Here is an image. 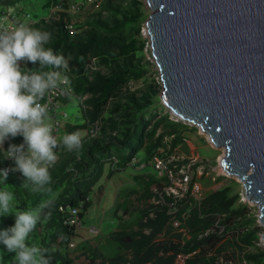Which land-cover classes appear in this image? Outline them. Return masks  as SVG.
Instances as JSON below:
<instances>
[{"label":"rangeland","instance_id":"obj_1","mask_svg":"<svg viewBox=\"0 0 264 264\" xmlns=\"http://www.w3.org/2000/svg\"><path fill=\"white\" fill-rule=\"evenodd\" d=\"M14 1L15 4L10 7L21 9L35 19H43L46 22L58 19L59 12L51 14V7L44 6L47 0ZM84 1L60 0V5H56L58 7L65 6V3L66 6L74 3L81 5L78 11L68 14V23H72L76 28V32L71 36H83L88 33L92 29L90 22L101 26V29H96L98 34L104 33L103 29L126 23L121 37L126 42L134 40L138 49L128 56L119 57L115 63L140 70L143 75L137 81H130L122 88L118 97L111 98L104 108L103 118H111L123 125L120 126L119 131H111L107 123L102 134L100 128L106 122L99 120L97 121L98 131L94 135L87 133V128L78 130L83 137V145L106 142L119 145L122 142V135L133 124L134 116H140L141 111L146 112L143 116L145 124L141 127L145 146L161 136L163 146L157 148V154L152 159L167 153L171 142L177 134H180L181 143L164 158L178 159L177 164L184 165L189 168L190 172H193L196 177L195 181L202 191V199L196 206L200 208L199 210L208 207L217 208V211L213 213V220L216 222L219 219V230L224 232L223 239L206 250L193 254L189 259L198 258L213 264L216 262L218 264L225 262L240 264V260L244 259L246 264H264V242L261 239L264 227L259 224V210L257 205L246 199L242 183L236 178L226 176L223 172L220 162L224 149L214 147L207 134L202 133L196 126L188 125L172 116L160 101L163 88L149 49L145 22L150 11L145 1L106 0L99 5H86ZM113 12L117 13L113 15ZM23 62V60L20 61V63ZM96 62L94 58L90 59L89 72L109 73L108 68L98 66ZM128 96L136 100V106L141 111L139 113L132 111L133 117L131 118H121V110L113 111V109L118 102H128L129 100L126 99ZM87 97L79 100L75 96H70L66 102L61 103L59 111L65 112L67 118L63 119L61 114L56 115L57 120L63 123L62 129L58 132L59 137L67 134L66 126L86 123L84 119L86 106L83 105V101ZM48 122L51 123L50 118ZM154 129L155 133L149 137ZM152 159L147 160V154L143 148L131 159L125 172L111 171L115 164L113 159L103 166L102 175L90 192L91 206L85 212L82 225L77 228L75 237L69 241L74 248L67 246V254L74 259V264H89L91 251L101 256L95 260L94 264L124 253L109 238V235L117 231H135L138 228L141 211L146 208L147 204L139 200L143 191V183L136 179V176H152L162 184V187L165 184L155 172ZM143 165L144 169L139 170L138 168ZM153 204H156V201ZM192 207L194 203L191 202L188 208ZM90 229H95L96 232L90 233ZM185 237H182L179 243L186 244L194 238L187 237V235ZM170 238V235H160L156 240L165 243Z\"/></svg>","mask_w":264,"mask_h":264},{"label":"trees","instance_id":"obj_2","mask_svg":"<svg viewBox=\"0 0 264 264\" xmlns=\"http://www.w3.org/2000/svg\"><path fill=\"white\" fill-rule=\"evenodd\" d=\"M106 1V0H105ZM111 1V0H108ZM15 4L14 0H0V12L4 7H10ZM60 5V0H47L45 7ZM63 8H67L66 3ZM117 12H113L115 15ZM69 16L63 12L58 13V19L46 22L40 19L34 27L51 34V40L46 47H51L56 54H63L69 63V71L65 73L71 84L73 94L78 99L88 96L83 105L84 119L88 123L106 122L101 126L100 131L103 134L104 128L109 123L111 131H119L120 123L111 118H103V111L111 98L118 97V94L130 81L139 80L143 72L122 64L115 63L119 57L128 56L138 48L134 40L124 41L121 33L126 23H119L109 29H103L104 33L98 34L97 30L101 26L95 22H90L92 29L83 36L73 37L66 30ZM97 24V25H96ZM97 29V30H96ZM76 30V28H75ZM94 58L98 66L109 69L108 74H102L100 71L89 72L88 65L90 59ZM27 69H39V62L33 64L27 61L24 66ZM49 70V69H46ZM128 102H118L113 111L121 110V118L133 117V112H140L136 106V100L131 96L126 97ZM62 102H66L63 99ZM82 106V103H81ZM146 112H140L131 126L122 135V142L119 145L111 142L106 143H88L82 146L79 151L69 152L61 145L58 149L57 161L54 167L49 170L52 181L48 188L50 192L33 193L31 186L25 187L26 178L21 172L10 171L6 183L0 177V189H8L15 194V203L19 209H36L42 202L52 200L50 209L44 212H51V217L46 222L38 223L35 231L30 235L28 243L35 244L42 249H47L46 255L51 258V264H74V259L67 254V246L73 237V229L64 224L65 214L59 211L61 206L77 207L83 203L82 217L91 206L90 192L96 185L102 175L103 166L111 161L114 156L118 163L113 165L112 172L124 171L131 159L137 152L145 148L147 160H150L157 154L156 150L160 146L161 136L156 141H151L145 146L141 127L145 124L143 116ZM171 114V113H170ZM102 120V121H101ZM159 124V123H158ZM157 124V125H158ZM155 126V129L157 127ZM67 134L87 128V123L82 125L66 126ZM155 129L149 135L155 133ZM181 143L180 134L171 142L167 153L160 154V157L169 155L171 151ZM15 167L14 162L8 163L0 151V169L7 165ZM115 168V169H114ZM136 179L142 181L143 191L139 200L147 204L141 211V219L138 228L135 231H117L109 235V238L117 244L123 254H117L108 260H103L99 264H174V259L178 254H190L197 249L202 252L215 245L222 236L212 233L200 240L194 237L192 241L182 245L179 243L181 235L171 228L169 221L172 214L168 213V202L171 199L165 198L164 203H157L160 199L153 188L162 189V184L152 176L138 175ZM166 181V180H164ZM156 201V204H153ZM190 199L178 201L176 203L177 216L189 207ZM217 211L215 207H208L200 210L190 211L186 220V227L193 234L204 233L211 229L214 224L213 213ZM15 214L0 216V230L10 228L15 225ZM223 224V223H221ZM160 235H170V240L165 243H158L155 240ZM89 264H94L98 256L95 251L90 252ZM15 253L7 252L6 246L0 243V264H11ZM189 259L187 264H213L202 261L201 259Z\"/></svg>","mask_w":264,"mask_h":264},{"label":"water","instance_id":"obj_3","mask_svg":"<svg viewBox=\"0 0 264 264\" xmlns=\"http://www.w3.org/2000/svg\"><path fill=\"white\" fill-rule=\"evenodd\" d=\"M144 1L161 103L224 147L264 227V0Z\"/></svg>","mask_w":264,"mask_h":264},{"label":"clouds","instance_id":"obj_4","mask_svg":"<svg viewBox=\"0 0 264 264\" xmlns=\"http://www.w3.org/2000/svg\"><path fill=\"white\" fill-rule=\"evenodd\" d=\"M50 39L49 32L23 23L0 30V149L9 138H24L23 144L3 149V158L14 162L15 167L8 164V169H0V177L6 183L10 171L21 172L26 178L23 185H30L33 193L51 191L47 187L52 181L49 170L57 161L61 145L68 151H79L83 146L79 131L62 137L54 134L55 128L48 122L49 105L41 103L51 91L68 83L65 73L70 70L63 54L46 47ZM27 61L39 62V69L24 68ZM52 203L50 199L36 209L22 210L15 203L13 191L0 189V216L14 213L16 217L14 226L0 230V243L7 252L15 253L11 264H51L48 250L28 241L38 223L50 219L51 212L44 210ZM72 229L75 237L77 228Z\"/></svg>","mask_w":264,"mask_h":264},{"label":"built area","instance_id":"obj_5","mask_svg":"<svg viewBox=\"0 0 264 264\" xmlns=\"http://www.w3.org/2000/svg\"><path fill=\"white\" fill-rule=\"evenodd\" d=\"M103 1L105 0H85L84 4L86 3V5H94V4L99 5ZM80 7L81 5L77 3H74L68 6L67 8L53 6L54 10H52L53 11L52 13L63 12L68 15L70 13L78 11ZM39 21L40 19H35L30 14L23 12L21 9H14L13 7H4L3 10H1L0 12V30L15 28L20 23H23L31 27H35L39 23ZM65 28L68 31L69 35H73L76 32L75 27L73 26L72 23H68V25H66ZM70 96H74V94H73V90H72L71 84L68 79V83L66 85H62L61 89H56V90L51 91L44 98V100L41 101V103H47L49 105L48 116L51 120V124L55 128L54 134L57 136H58L59 130H61L63 127L62 126L63 123L57 120L56 115L61 114L63 119L67 118L66 113L60 112L59 110L61 107V103H64L62 102V100L67 99ZM83 99L84 98H82V100ZM86 123H87V133H89L90 135H94L96 131H98V122L88 123L87 121ZM23 143H24L23 136H16L14 138H9L5 140L3 149L7 150L11 144L20 145ZM3 149H0L2 154H3ZM158 157L159 158L152 159L154 160V169H155V172L159 174V177L162 179V181L163 180H166V181H164L165 184H163L164 186L162 187L161 190L155 189L154 192L158 194V197L160 199L157 203H164L165 198L171 199L170 202H168L167 212L172 214L169 224L171 228L173 229V231L181 235V240H182V237L186 238L185 235H187V237L189 236L197 237L198 240L212 233H216L220 236H223L224 232L222 233L218 227L219 219L216 222L214 221L213 227L211 229L206 230L204 233L193 234L192 232H190V230L186 227L185 222L187 218L189 217L191 210L196 208L200 213V210H199L200 208L196 205H198L202 199L201 188L195 181L196 177L193 174V172L192 171L190 172L189 168H186L184 165L177 164L178 159L170 160L169 158H164L160 156ZM112 159L114 160L115 164L118 163V160L116 158L112 157ZM8 160H11V159H8ZM138 169L139 170L144 169V165L140 166V168ZM185 199H190L189 202L194 203V207L185 209L183 212H181V214L178 217L177 214H175L177 212L176 203L178 201H182ZM82 206H83V203H80L77 207L61 206L59 208V211L65 214L64 224H66L70 228H75V229L79 228L82 225L81 218H80V213L82 212ZM89 231L90 233L96 232L95 229H90ZM155 241L160 243L157 240ZM181 244L184 245V243H181ZM69 247L74 248V245L70 243ZM199 251L200 249H197L196 251L190 254L181 253V254L176 255L174 259V264H187V260L189 259V257H191L193 254H197V252ZM215 264H218V263L216 262ZM222 264H231V263L225 262ZM240 264H246V261L244 259H241Z\"/></svg>","mask_w":264,"mask_h":264},{"label":"bare ground","instance_id":"obj_6","mask_svg":"<svg viewBox=\"0 0 264 264\" xmlns=\"http://www.w3.org/2000/svg\"><path fill=\"white\" fill-rule=\"evenodd\" d=\"M148 35V34H147ZM157 68V67H156ZM170 112V111H169ZM172 115V114H171ZM173 116V115H172ZM175 117V116H174ZM176 118V117H175ZM188 125H190V124H188ZM198 128V127H197ZM200 130V129H199ZM201 131V130H200ZM202 132V131H201ZM203 133V132H202ZM204 134H206V133H204ZM209 139V138H208ZM210 141V140H209ZM211 143V142H210ZM214 146V145H213ZM215 147V146H214ZM221 148H223L224 149V147H219V148H217V149H221ZM223 170V169H222ZM225 173V172H224ZM226 174V173H225ZM226 176H228V177H230L229 175H227L226 174ZM233 178H235V177H233ZM238 180V179H237ZM239 181V180H238ZM240 182V181H239ZM240 183H242V182H240ZM249 201V200H248ZM251 203V202H250Z\"/></svg>","mask_w":264,"mask_h":264},{"label":"crops","instance_id":"obj_7","mask_svg":"<svg viewBox=\"0 0 264 264\" xmlns=\"http://www.w3.org/2000/svg\"><path fill=\"white\" fill-rule=\"evenodd\" d=\"M52 10H54L53 7L51 8V14H52V12H53ZM58 137H59V136H58ZM125 171H126V170H125ZM125 171H123V172H125ZM88 209H89V208H88ZM83 217H84V216H83ZM88 228H89V227H88Z\"/></svg>","mask_w":264,"mask_h":264}]
</instances>
